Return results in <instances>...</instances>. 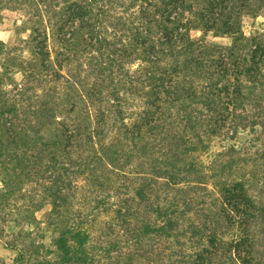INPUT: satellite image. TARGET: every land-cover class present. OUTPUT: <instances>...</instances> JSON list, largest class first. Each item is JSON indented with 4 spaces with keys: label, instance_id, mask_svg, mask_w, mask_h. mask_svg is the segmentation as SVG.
I'll use <instances>...</instances> for the list:
<instances>
[{
    "label": "trees",
    "instance_id": "trees-1",
    "mask_svg": "<svg viewBox=\"0 0 264 264\" xmlns=\"http://www.w3.org/2000/svg\"><path fill=\"white\" fill-rule=\"evenodd\" d=\"M62 2L0 38V222L34 185L40 264H264V0Z\"/></svg>",
    "mask_w": 264,
    "mask_h": 264
},
{
    "label": "rangeland",
    "instance_id": "rangeland-1",
    "mask_svg": "<svg viewBox=\"0 0 264 264\" xmlns=\"http://www.w3.org/2000/svg\"><path fill=\"white\" fill-rule=\"evenodd\" d=\"M37 0H34V5L26 6L25 15H21L16 11H4V16L0 19V38L8 43H13L18 38L16 28L18 25H21L24 19H34V23H38V19L41 14L44 12L47 14L46 9H51L52 7L56 10H59L63 6L62 0H52V3L48 6L43 5V3H35ZM47 1V0H46ZM44 7H46L44 9ZM118 11L120 8H117ZM22 26V25H21ZM243 29L247 35H252L256 33H262L264 35V15H259L257 17H246L243 22ZM22 36H26V32L19 33ZM209 38L217 43L230 44L232 41L231 37L219 36L213 37L209 35ZM53 43V41H52ZM241 142H251L259 143L261 140H257L255 134H243L241 137ZM261 146L253 147L250 149L251 153L247 156L248 165L246 166L244 172L249 175V184L252 185L253 193L261 199H264V163H261L257 159V153L260 151ZM34 185H25L23 187V194H15L12 197L10 208H13V212L10 213L6 220L0 222V264H14V259L17 254V250L8 247V243L16 244L22 249L25 253V264H40L42 259L38 257V253L41 251L46 252V248H40L34 246L35 243H38L42 240L41 235H34V224L27 222V218L22 217L19 214V209L24 210L30 203L34 194ZM30 208L29 210H31ZM48 209V206H45L43 210L38 211L37 215L40 218L44 217L45 211ZM25 214V212H23ZM15 217L17 221L14 220ZM19 217V218H18ZM4 228V230H2ZM31 231L29 235H26V231ZM46 243L49 242V236H46ZM39 250V252H37ZM48 259H54V255H49Z\"/></svg>",
    "mask_w": 264,
    "mask_h": 264
}]
</instances>
